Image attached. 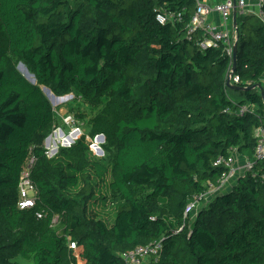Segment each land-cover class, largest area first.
<instances>
[{"label": "trees", "instance_id": "obj_1", "mask_svg": "<svg viewBox=\"0 0 264 264\" xmlns=\"http://www.w3.org/2000/svg\"><path fill=\"white\" fill-rule=\"evenodd\" d=\"M197 7L0 0V264H128L123 253L156 242L160 254L146 264H264V158L255 157L264 97L245 88L264 89V21L237 10L233 70L222 48L199 44L203 30L188 33ZM158 12L181 17L160 23ZM231 74L241 87L227 84ZM43 86L99 108L88 120L73 114L89 131L52 156L44 142L59 116ZM100 134L103 156L88 140ZM233 148L252 169L185 217L207 182L228 171L215 162ZM31 156L38 199L20 209ZM107 205L116 210L111 223L98 212Z\"/></svg>", "mask_w": 264, "mask_h": 264}, {"label": "built area", "instance_id": "obj_2", "mask_svg": "<svg viewBox=\"0 0 264 264\" xmlns=\"http://www.w3.org/2000/svg\"><path fill=\"white\" fill-rule=\"evenodd\" d=\"M263 0H259V10L257 15L264 21V11L262 9ZM248 6L247 0H221L214 5L205 4L198 0V7L195 14L192 16L191 22L188 25V33L194 34L199 29L204 31L203 39L199 40V44L202 47H215L222 48L230 58V66L233 64V55H234V43L238 37L235 26L232 25L233 11L235 8L241 13L246 12ZM218 13L222 20L221 25H214L208 23L206 18L212 13ZM176 16L181 17V13H157V20L160 23H166L169 20L175 18ZM191 36V35H190ZM263 83H264V79ZM240 81V77L235 75L231 77V83L237 84ZM252 106H242L240 113H244L250 110ZM67 122L71 123L73 130L69 132L63 131L61 127L55 129V134L51 137V145L46 147L48 149V155H54L60 146H71L83 133L80 132L81 124L79 119H77L73 114H68L66 116ZM79 131V135L75 136L74 133ZM259 142L256 147L255 157L257 159L264 158V129L261 128V133L258 136ZM90 142V148L95 153L97 149H101L100 140L98 135L94 138H88ZM55 145V147H54ZM53 152V153H51ZM238 155L237 148H233L229 156L219 157L215 164L221 165L224 164L229 169L224 172L216 181L207 182L206 190L198 195H196L186 206L184 216L188 217L189 215H194L198 209L206 202L211 200L216 194L225 190L233 179L244 174L246 170L252 169V162L247 160L242 167H239L236 164V159ZM35 163V157L31 156L27 163L24 165L20 182H19V202L18 207L20 209H28L35 207L38 199V190L35 184L31 179V170ZM242 170L243 173H239V170ZM237 176V177H236ZM234 179V180H235ZM38 217H43L45 214L40 211L37 213ZM58 220V217L54 218V222ZM185 224H183L179 230H181ZM162 248L161 242L151 243L148 245H139L133 251L123 253V256L128 264H143V260L150 257H158Z\"/></svg>", "mask_w": 264, "mask_h": 264}, {"label": "rangeland", "instance_id": "obj_3", "mask_svg": "<svg viewBox=\"0 0 264 264\" xmlns=\"http://www.w3.org/2000/svg\"><path fill=\"white\" fill-rule=\"evenodd\" d=\"M22 73H24L23 70H21ZM51 100V98H50ZM51 102L53 103V105L57 108V112H58V116H59V126L63 129V131L65 132H69L73 130V126H71V123L67 122L68 120L66 119V116L68 114H74V113H78V112H85L87 114V120L90 116H92L93 114H95L99 108H94L92 106H90L88 103H86L82 98H80L79 96H76L75 94H69L67 95V97L65 98H61V99H53L51 100ZM86 122L81 125V133H85L89 131V126L88 123ZM55 134V130H53V132L50 134L51 137ZM73 135H79V131L74 133ZM51 137L49 140H45V146L49 147V145H51ZM103 142L100 141V145ZM55 147V145H54ZM102 149V148H101ZM96 152L94 154H96L97 156H103L104 155V150L102 152H100V149L95 150ZM53 153V152H51ZM106 207H108L107 212L109 213H104V208L101 206L98 208V212H100V214L105 218V220L108 223H111L113 221V219L115 218V213L116 210L114 212V209H111L110 205H107ZM56 229L58 232H62V228L63 225L59 222H56ZM20 261L22 262V264H31L30 261L24 260V259H20ZM150 260L149 258L143 260V264L148 263Z\"/></svg>", "mask_w": 264, "mask_h": 264}, {"label": "crops", "instance_id": "obj_4", "mask_svg": "<svg viewBox=\"0 0 264 264\" xmlns=\"http://www.w3.org/2000/svg\"><path fill=\"white\" fill-rule=\"evenodd\" d=\"M219 1H221V0H201V2H203V3H205V4H210V5H214V4L218 3ZM247 1H248V6H247V8H246L245 11H246L247 13L249 12V13H251V14H255V13L259 10V4H258V3H259V0H247ZM206 20H207L208 23H212V24H214V25H218V26H219V25L222 24V20H221V18H220V15H219L218 13H216V12L210 14V15L206 18ZM232 25L235 26V24H234V14H233V17H232ZM262 79H264V76H262ZM260 133H261V128H256V129H255V134H256V136H259ZM247 160H249L248 155L238 152L237 159H236V164H237L239 167H242L243 164H244ZM239 173H240V174L243 173L241 169L239 170ZM236 177H237V176H236ZM234 179H235V178H234ZM234 179H233V181L230 182V184L227 186V188H228V187H231V186L234 184V182H235V180H236L237 178H236L235 180H234ZM227 188H226V189H227Z\"/></svg>", "mask_w": 264, "mask_h": 264}, {"label": "water", "instance_id": "obj_5", "mask_svg": "<svg viewBox=\"0 0 264 264\" xmlns=\"http://www.w3.org/2000/svg\"><path fill=\"white\" fill-rule=\"evenodd\" d=\"M233 14H234V24H235V27L237 26V22H236V16H237V8H235L234 9V11H233ZM237 47H238V44H237V41L234 43V55H233V70L235 69V66H236V52H237ZM18 69L21 71V70H23L24 71V76L28 79V80H30L32 83H36V77H35V75H34V77H30V74H29V69H28V67L23 63V62H20L19 64H18ZM22 72V71H21ZM26 73V74H25ZM231 77H232V74L230 75V76H228V78H227V84L228 85H232L231 84ZM233 87H241V86H238V85H232ZM256 87H259L260 88V90H261V92H262V95H263V97H264V89H263V87H262V85L261 84H255V85H253V86H248V87H245V88H247V89H249V88H256ZM42 89L44 90V91H46L45 89H47L48 90V92L46 93L47 94V96L49 97V98H51V100H53V99H61V98H64V97H67V95H65V96H57V95H55L53 92H52V90L50 89V88H48V87H46V86H43L42 87ZM50 137H51V135H49L47 138H46V140H49L50 139ZM98 139L101 141V142H104L105 141V135L104 134H100V135H98ZM103 150H100V152H102Z\"/></svg>", "mask_w": 264, "mask_h": 264}, {"label": "bare ground", "instance_id": "obj_6", "mask_svg": "<svg viewBox=\"0 0 264 264\" xmlns=\"http://www.w3.org/2000/svg\"><path fill=\"white\" fill-rule=\"evenodd\" d=\"M26 74V73H25ZM29 74H30V77H34V75L31 73V72H29ZM46 91H45V93H47L48 92V90L47 89H45ZM65 98V97H64Z\"/></svg>", "mask_w": 264, "mask_h": 264}]
</instances>
